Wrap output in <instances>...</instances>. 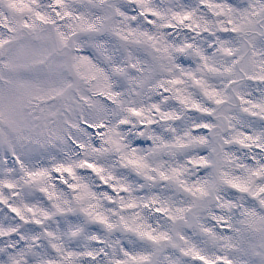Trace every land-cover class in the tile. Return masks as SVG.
Returning a JSON list of instances; mask_svg holds the SVG:
<instances>
[{"label": "snow or ice", "instance_id": "snow-or-ice-1", "mask_svg": "<svg viewBox=\"0 0 264 264\" xmlns=\"http://www.w3.org/2000/svg\"><path fill=\"white\" fill-rule=\"evenodd\" d=\"M0 264H264V0H0Z\"/></svg>", "mask_w": 264, "mask_h": 264}]
</instances>
